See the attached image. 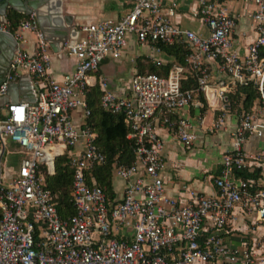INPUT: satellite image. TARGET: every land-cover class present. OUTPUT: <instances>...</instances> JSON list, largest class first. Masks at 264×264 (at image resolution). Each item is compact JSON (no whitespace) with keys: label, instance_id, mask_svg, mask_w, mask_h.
Segmentation results:
<instances>
[{"label":"built area","instance_id":"obj_1","mask_svg":"<svg viewBox=\"0 0 264 264\" xmlns=\"http://www.w3.org/2000/svg\"><path fill=\"white\" fill-rule=\"evenodd\" d=\"M253 3L255 36L239 55L231 46L234 17L220 0L198 1L194 14L204 32L176 24L172 4L131 0L130 9L118 19L81 22L79 36L61 41L60 48L74 58V66L58 80L47 76L49 44L35 14L26 13L13 30L0 20V31H9L14 38L0 95L11 80L28 75L35 96L34 102L5 103L0 116V264H264V235L252 245H236L226 228L239 218L264 223V179L236 174L251 162H264V147L253 154L243 148L247 135L264 136V54L259 53L264 46V0ZM25 31L34 36L31 50L23 47ZM128 32L151 42L155 51L161 50L155 42L184 43L188 51L183 61L195 71V85H181L186 68L176 61L165 74L133 71L124 94L112 90L105 76L94 78L92 73L105 56H120ZM208 63L228 83L211 80ZM249 81L260 91L262 107L253 104L239 112L219 172L212 177L215 192L206 195L186 188L185 202L167 194L161 173L163 138L156 125L190 146L198 135L189 116L201 126L200 109L218 108L204 128L219 127L227 108L226 93ZM95 84L101 108L120 113L128 127L125 137L133 155L128 164L112 166L111 173L124 183L112 200L86 179L88 170L105 159L96 144L97 131L86 120L90 108L85 94ZM76 108L81 110V123L72 120L70 112ZM63 153L71 168L74 206V213L64 218L43 183L44 175L53 172L54 157ZM10 156L14 162L7 164Z\"/></svg>","mask_w":264,"mask_h":264},{"label":"crops","instance_id":"obj_2","mask_svg":"<svg viewBox=\"0 0 264 264\" xmlns=\"http://www.w3.org/2000/svg\"><path fill=\"white\" fill-rule=\"evenodd\" d=\"M35 18L38 28L43 32L49 44V64L47 76L50 79L58 80L66 72L73 69L74 58L60 48V43L64 38H75L80 35L79 25L81 22L93 20L101 17L118 19L125 14L131 6V0H35ZM199 0H160L163 7L172 4L174 13L172 20L183 27L190 28L197 32H204V24L194 14ZM234 17V26L230 32L232 48L239 55H243L247 44L254 38L253 20L251 12L254 9L253 0H220ZM13 9L10 6L5 8ZM15 10V9H14ZM26 14V13H25ZM5 15V13H4ZM25 41L23 47L31 50L34 36L30 31H25ZM14 44L4 45L0 52V81L6 73V66L13 55ZM144 58L154 62L153 59H160L162 63L175 61L172 55L166 54L162 49L155 51L151 42H143L136 38L133 32L126 34V43L118 58L105 56L98 64L92 75L97 78L99 75L105 76L109 87L117 93L128 91L129 76L136 70V59ZM210 79H222L228 83V79L219 74L212 63H208ZM19 84H15V82ZM24 80L16 77L11 80L8 87L0 95V116L5 112L4 104L7 102L26 101V96H21ZM97 87V85L95 84ZM98 88V87H97ZM218 107V106H217ZM193 114L194 108L188 110ZM219 112L216 108L200 109L203 115V123L199 126L194 120L195 116H189L194 121L197 139L190 146L183 145L176 135L165 126L156 125V131L163 138L162 154L165 160L162 169L164 187L167 194L175 196L180 202L187 199L186 188H192L206 195L215 192L212 177L219 172L220 160L223 151L229 147V132L238 122L239 112L235 109L223 111L222 124L211 131L204 127L210 126L215 119V114ZM75 123H81L82 114L79 108L70 112ZM264 147V136L257 137L249 134L243 144L247 153L253 154ZM79 148V144L75 146ZM257 170L256 176L252 178L264 179V162L255 164L251 162L245 168L247 172ZM111 193L116 199L122 191L123 181L111 173ZM109 193V192H108ZM107 193V194H108ZM238 212V208H234ZM229 239L236 245L245 242L252 245L258 238L264 235V223H254L251 218L238 219L229 222L226 226ZM258 249V248H257Z\"/></svg>","mask_w":264,"mask_h":264},{"label":"trees","instance_id":"obj_3","mask_svg":"<svg viewBox=\"0 0 264 264\" xmlns=\"http://www.w3.org/2000/svg\"><path fill=\"white\" fill-rule=\"evenodd\" d=\"M26 15L14 9H7L5 11V20L8 23V27L13 30L18 22L26 17ZM154 44L160 46L166 54L172 55L176 62L185 64V78L181 80V85L183 87L194 86L195 71L183 61L184 54L188 51L185 44L179 41L170 44L160 42H155ZM259 53L264 54V46L260 48ZM170 64L167 61L162 64H155L140 57L136 59V71H153L159 74H165ZM261 92L264 95V82ZM99 93L98 88L92 85L85 94L87 105L90 108V113L86 120L97 131L96 144L105 154V159L102 163L88 170L86 179L89 183L93 180L101 186L107 198L112 200L113 194L111 193L110 181L112 166L118 163L128 164L132 161L133 155L131 146L125 137L128 127L124 124L121 114L103 110L99 104ZM199 98L204 104V97L201 93H199ZM253 104L262 105V101L260 91L251 81L243 85H235L226 93L227 109H235L240 112L250 109ZM257 170L256 168L253 172H247L245 169H241L236 171V174L242 177L256 176ZM43 183L53 194L55 209L60 217L64 218L74 213L71 168L68 164V156L66 153L54 157L53 172L44 175Z\"/></svg>","mask_w":264,"mask_h":264},{"label":"water","instance_id":"obj_4","mask_svg":"<svg viewBox=\"0 0 264 264\" xmlns=\"http://www.w3.org/2000/svg\"><path fill=\"white\" fill-rule=\"evenodd\" d=\"M35 2H36L35 0H0V20L5 21L4 13H5V8L7 6H10L16 11L22 12V13H29L32 11L36 15ZM10 43L14 44V38L12 34L9 31H0V49L4 45H7V44L9 45ZM23 80H24V83H23L24 87L21 93H19V95L21 96L24 95L27 97L28 101L34 102L35 96H34V92L29 82V76L25 75ZM15 84H19V82L17 81L15 82Z\"/></svg>","mask_w":264,"mask_h":264},{"label":"rangeland","instance_id":"obj_5","mask_svg":"<svg viewBox=\"0 0 264 264\" xmlns=\"http://www.w3.org/2000/svg\"><path fill=\"white\" fill-rule=\"evenodd\" d=\"M259 107H262V105L261 104H259L258 105ZM13 156H10V158L9 159H7V164H11V163H13L14 162V157L12 158Z\"/></svg>","mask_w":264,"mask_h":264}]
</instances>
